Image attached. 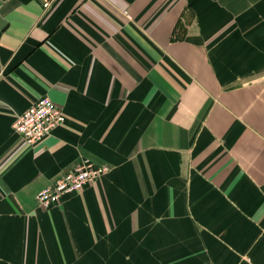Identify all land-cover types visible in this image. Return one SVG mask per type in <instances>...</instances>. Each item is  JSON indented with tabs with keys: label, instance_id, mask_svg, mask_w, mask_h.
<instances>
[{
	"label": "crops",
	"instance_id": "0c3cea01",
	"mask_svg": "<svg viewBox=\"0 0 264 264\" xmlns=\"http://www.w3.org/2000/svg\"><path fill=\"white\" fill-rule=\"evenodd\" d=\"M0 264H264V0H0Z\"/></svg>",
	"mask_w": 264,
	"mask_h": 264
},
{
	"label": "built area",
	"instance_id": "2783aa9c",
	"mask_svg": "<svg viewBox=\"0 0 264 264\" xmlns=\"http://www.w3.org/2000/svg\"><path fill=\"white\" fill-rule=\"evenodd\" d=\"M44 8H50L54 0H38ZM67 120L63 108L49 96H43L18 114L14 123L15 131L28 144H34L51 135L55 129ZM109 167L97 165L88 158H82L72 171L66 172L53 186L39 191L37 199L40 205L50 208L60 203L63 196L79 192L92 181L102 178Z\"/></svg>",
	"mask_w": 264,
	"mask_h": 264
}]
</instances>
